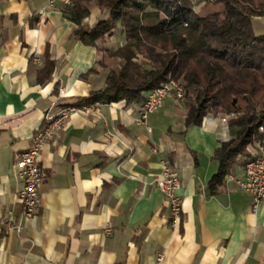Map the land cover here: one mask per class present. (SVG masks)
<instances>
[{"label": "crops", "instance_id": "0c3cea01", "mask_svg": "<svg viewBox=\"0 0 264 264\" xmlns=\"http://www.w3.org/2000/svg\"><path fill=\"white\" fill-rule=\"evenodd\" d=\"M62 6L0 0V264H264V203L254 211L227 176L217 193L208 186L219 168L216 148L234 137L227 116L186 126L185 101L172 97L146 124L138 122L141 105L125 100L76 108L41 151V205L23 216L17 155L48 115L106 85L102 51L76 40ZM107 16L93 7L83 23ZM253 25L264 33V16ZM125 41L118 27L108 43ZM47 50L56 67L39 83ZM255 150L238 156L232 175L243 178ZM163 159L181 174L177 227L156 186Z\"/></svg>", "mask_w": 264, "mask_h": 264}, {"label": "trees", "instance_id": "16d2710c", "mask_svg": "<svg viewBox=\"0 0 264 264\" xmlns=\"http://www.w3.org/2000/svg\"><path fill=\"white\" fill-rule=\"evenodd\" d=\"M206 1L218 8L198 14L191 0H70L62 11L77 24L76 40L105 52L98 64L109 69L104 88L67 106L142 105L150 91L175 79L185 88L186 126L201 125L210 114L230 116L234 137L216 148L219 168L208 182L215 194L238 156L254 139H264V33L253 25L254 17L264 16V0ZM93 7L108 16L90 27L83 21ZM120 26L125 43L104 48ZM45 58L39 83L51 79L56 67L48 50Z\"/></svg>", "mask_w": 264, "mask_h": 264}, {"label": "built area", "instance_id": "2783aa9c", "mask_svg": "<svg viewBox=\"0 0 264 264\" xmlns=\"http://www.w3.org/2000/svg\"><path fill=\"white\" fill-rule=\"evenodd\" d=\"M57 3L69 4L70 0H48L49 6ZM170 97L179 103L185 101V88L180 81L170 79L150 91L145 102L140 106L138 122L146 124L149 116L158 112ZM74 110H76L75 107L67 106L59 113L48 115L44 126L33 135L32 144L16 157L14 167L23 182V188L18 197L23 206L22 214L25 217L35 216L41 205L42 187L47 179V171L40 163L41 151L45 145L55 139L59 129L63 127L67 117ZM260 149L259 155H253L246 161L243 178L232 174L227 175V178L234 181L240 190L251 196L254 211H257L264 203V147ZM180 185L179 170L171 164L169 159H163L162 171L156 179V186L168 202L170 222L174 227L180 225L182 221L184 202L177 193ZM18 229L22 230V226H18Z\"/></svg>", "mask_w": 264, "mask_h": 264}, {"label": "rangeland", "instance_id": "374dc122", "mask_svg": "<svg viewBox=\"0 0 264 264\" xmlns=\"http://www.w3.org/2000/svg\"><path fill=\"white\" fill-rule=\"evenodd\" d=\"M191 2H192V4H193V10H194V12L195 13H198V14H203V13H205L206 11H208V10H210V9H217L218 8V6H214V5H212L211 3H208L206 0H191ZM257 17H261V16H257ZM254 18H256V17H254ZM254 20V19H253ZM121 27V26H120ZM114 34H115V32H114ZM109 38H110V36L107 38V40H106V42L103 44V46H104V48H107V49H112V50H114L113 48H114V46H110L109 45ZM102 51V58L101 59H103L104 58V56H105V52L103 51V50H101ZM100 59V60H101ZM114 60V59H113ZM113 60H107V62L108 63H111L113 66H117L116 64V62L115 61H113ZM144 59H143V57H141L140 56V61H143ZM99 67L100 68H102L103 70H105V71H109V69H106V68H104V67H102L101 65H99ZM223 115H226V114H223ZM252 147H255V149H257V150H255L254 152H252L251 153V155H250V157H248L247 159H246V161L248 160V159H250V158H252L253 157V155H259L260 153H261V147H264V139L263 140H259V139H254V141H253V143L252 144H250L248 147H247V149H246V151L247 150H251L252 149ZM245 151V152H246Z\"/></svg>", "mask_w": 264, "mask_h": 264}]
</instances>
